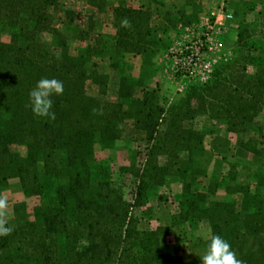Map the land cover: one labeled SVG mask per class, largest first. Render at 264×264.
<instances>
[{
	"label": "trees",
	"instance_id": "16d2710c",
	"mask_svg": "<svg viewBox=\"0 0 264 264\" xmlns=\"http://www.w3.org/2000/svg\"><path fill=\"white\" fill-rule=\"evenodd\" d=\"M153 2L159 11L166 7L164 1ZM184 3L162 16L165 32L198 20L202 8L195 0ZM85 4L91 16L82 27L77 11L64 0H0V191L18 179L25 197L39 202L30 216L26 203L14 207L23 218L10 235L0 236V264H190L163 253L162 245L173 228L195 220L206 222L211 236L228 241L244 264H264V167L246 179L232 174L224 199H218L219 183L200 189L197 179L186 180L195 173L208 176L196 167L213 129L197 126L199 118L224 124L239 148L264 159V127L258 124L264 114V28L260 33L250 28L247 17L254 6L242 2L235 11L234 57L166 108L157 91L144 88L124 62L127 54L147 61L165 49L153 9L110 6L107 0ZM108 12L115 29L109 42L95 33L97 15ZM124 17L130 28L121 27ZM60 26L77 28L80 41L87 43L77 55ZM109 52L119 57L111 66L120 78L117 101L87 92L93 82L107 94L109 76L94 60ZM42 78L64 85L63 95L52 98L55 120L34 116L29 106V93ZM139 88L142 96L136 95ZM131 122L148 145L144 168L137 173L138 204L169 177L184 181L171 225L151 231L138 228L110 164L95 156L96 144L112 146ZM253 131L255 137L241 138ZM209 241H201L205 249ZM253 242L260 243L259 250Z\"/></svg>",
	"mask_w": 264,
	"mask_h": 264
},
{
	"label": "rangeland",
	"instance_id": "374dc122",
	"mask_svg": "<svg viewBox=\"0 0 264 264\" xmlns=\"http://www.w3.org/2000/svg\"><path fill=\"white\" fill-rule=\"evenodd\" d=\"M110 6L128 5L134 8H140L142 5L151 7L155 12L153 24L158 29V37L165 48L157 56L146 61L144 57L125 55L124 62L127 64L128 72L140 78L144 82V88L156 90L161 104L169 108L177 102L190 86L202 82L203 78L211 75L214 68L221 63L234 57L236 47L238 26L236 25L235 11L242 2L254 6V11L250 12L247 19L253 33H260L264 28V0H195L203 12L197 21L185 25L179 23L176 28H169L166 32L163 30L165 22L162 16L167 10H173L184 7V0H158L164 1L166 7L159 11V6L153 0H107ZM66 7L77 11V24L86 27L91 16L85 0H64ZM233 15V19L228 22L219 18V23L215 24L217 17L212 13L219 11L221 6ZM157 9V10H156ZM111 12L98 14L96 19V34L104 36L106 41L112 40L115 35V29L111 20ZM213 25V29L209 28ZM61 31L70 38V48L74 55L82 51L87 43L80 41L79 30L74 27H62ZM210 39L212 50L205 49L204 56L199 63L200 74L197 78H183L176 76L177 55L187 46H195L200 41ZM3 39L9 41V36L4 35ZM50 40V37H46ZM113 52L95 58L101 73L109 76L107 94H102L100 88L93 82L87 83V92L91 96L106 101H117L119 90V76L116 69L112 68L114 62L117 63L119 57ZM143 88L136 92L137 96H142ZM258 124L264 127V114L260 116ZM197 126L213 129L205 139V154L202 162L196 168H204L208 176L192 174L187 181L198 180L200 189L211 181L220 184L218 199H224L230 189V177L232 174H239L244 179L248 173L264 167V159L257 157L237 146V139L234 135L228 134L224 124L212 122L206 118H199ZM195 125V126H196ZM166 129V122L160 127V134ZM248 139L255 137V131L248 133L247 136H241ZM148 145L142 132L136 130L133 123L124 127V134L121 140L115 142L112 146L105 147L98 143L95 146V156L98 160L110 164L112 168L113 182L120 188L124 194V199L131 207V216L137 222L138 228L142 231L155 230L158 227L171 225V217L178 212L179 197L183 191L184 181L178 177H169L166 184L162 187L150 191V195L143 200V204L137 202V188L139 179L137 173L144 168ZM25 152L24 148L19 149ZM162 163L164 160L162 159ZM238 171V172H237ZM247 174V175H246ZM227 178V179H226ZM229 178V179H228ZM242 178V177H241ZM220 181H222L220 183ZM0 194L6 195L10 203V212L8 226L16 228L23 218V212H15L14 207H19L26 203L28 213L32 214L33 208L39 203L35 198H27L24 195L20 181L12 179L7 189L0 191ZM235 197V195L233 196ZM31 219H33L31 217ZM211 230L206 222L190 221L186 225L175 227L171 235L163 240L162 252L181 257L186 263L201 264V257L206 249L205 243L210 240ZM204 241V242H201ZM253 242V246L258 250H264V244L259 246Z\"/></svg>",
	"mask_w": 264,
	"mask_h": 264
},
{
	"label": "clouds",
	"instance_id": "9594fccd",
	"mask_svg": "<svg viewBox=\"0 0 264 264\" xmlns=\"http://www.w3.org/2000/svg\"><path fill=\"white\" fill-rule=\"evenodd\" d=\"M121 27L130 28L131 21L127 17L122 18ZM63 92L62 81L55 78L40 79L29 93V106L33 115L55 120L52 98L63 95ZM10 207L8 197L0 194V236H8L13 231L8 226ZM201 264H244V262L237 257V253L228 241L220 235H212L201 257Z\"/></svg>",
	"mask_w": 264,
	"mask_h": 264
},
{
	"label": "built area",
	"instance_id": "2783aa9c",
	"mask_svg": "<svg viewBox=\"0 0 264 264\" xmlns=\"http://www.w3.org/2000/svg\"><path fill=\"white\" fill-rule=\"evenodd\" d=\"M213 16L217 17L215 20V24L223 25V23H219V18H222L223 21L228 22L233 19V15L229 13L225 6H221L219 11L213 12ZM209 28L213 29V25ZM212 50V46L210 45V39H206L205 41H200L196 43L195 46H187L182 49L177 55V66L175 69L176 76L183 78H197L200 74H203L199 69V63L201 62V58L204 56V51ZM213 72V70H212ZM211 72V74H212ZM210 78L208 75L206 78H203L202 82H206Z\"/></svg>",
	"mask_w": 264,
	"mask_h": 264
}]
</instances>
